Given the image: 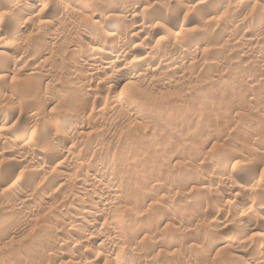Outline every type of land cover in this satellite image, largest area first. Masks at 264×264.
<instances>
[{"label": "rangeland", "instance_id": "1", "mask_svg": "<svg viewBox=\"0 0 264 264\" xmlns=\"http://www.w3.org/2000/svg\"><path fill=\"white\" fill-rule=\"evenodd\" d=\"M9 1L0 264H264V0Z\"/></svg>", "mask_w": 264, "mask_h": 264}, {"label": "bare ground", "instance_id": "2", "mask_svg": "<svg viewBox=\"0 0 264 264\" xmlns=\"http://www.w3.org/2000/svg\"><path fill=\"white\" fill-rule=\"evenodd\" d=\"M15 1V0H14ZM13 1V2H14ZM130 1H132V0H130ZM129 1V2H130ZM13 2H10L9 1V3H13ZM125 2V1H124ZM127 2H128V0H127ZM136 2V0L133 2V3H135ZM130 3H132V2H130ZM132 3V4H133ZM140 3V2H139ZM136 5L138 4V3H135ZM131 5V4H130ZM16 6V5H15ZM135 6V5H134ZM33 9V7L32 8H26L25 7V9H24V11L22 12V13H20L21 14V16L23 17V16H26L27 17V15H29L30 14V12H32L31 10ZM99 11V10H98ZM97 11V12H98ZM95 13V12H94ZM98 14V13H97ZM24 18V17H23ZM22 18V19H23ZM26 19V18H25ZM123 20V19H122ZM141 28H143V25L141 24V25H134L132 28H131V30L130 31H128L129 33H127L128 35H126L127 37H129V36H133V37H137V36H139L140 34H141V32H142V30H141ZM13 30V29H12ZM83 30V29H82ZM76 33H79V32H76ZM11 35V34H10ZM13 35V34H12ZM16 35V34H15ZM82 35H84V36H87L88 37V35H89V33L87 32V30H83L82 31ZM107 35V34H106ZM14 36V35H13ZM17 36H18V34H17ZM83 36V37H84ZM102 36H104V35H102ZM108 36V35H107ZM20 37V36H19ZM90 37V36H89ZM16 38V37H15ZM127 44L125 43V42H119L118 44H117V46H116V50H117V53L119 54V56H127L129 53L127 52ZM129 50V49H128ZM167 55V54H166ZM93 62L94 64H95V62H94V59H90L89 60V62ZM105 62V61H104ZM103 62V63H104ZM48 63V62H47ZM105 64H106V66H109V67H112L113 66V64H111L110 62H105ZM88 67H89V69L91 70V71H93L94 70V68L96 67V65H93V64H91V65H88ZM11 114V113H10ZM12 114H14V112L12 113ZM20 117V116H19ZM6 119V118H5ZM60 132L62 133H64V132H66L65 131V129H60L59 130V134H60ZM62 133V134H63ZM65 135L67 134V133H64ZM61 135V134H60ZM65 135H63L64 137H65ZM65 140H67V139H63V142H65V143H67V141H65ZM69 140V139H68ZM69 142V141H68ZM72 143V142H71ZM59 153V152H58ZM57 153V154H58ZM32 161H33V163H35V164H42V165H44V166H47V164H46V162H44V160H43V158L41 159L40 157H33L32 158ZM97 181V180H96ZM101 181V180H100ZM108 182H112V183H114V181L112 180V179H110ZM83 183V182H82ZM81 184V183H80ZM85 184V183H84ZM83 185V184H82ZM84 187V186H83ZM92 187V186H91ZM91 187H90V189H91ZM93 187H94V185H93ZM95 188V187H94ZM88 192V191H87ZM91 192H92V190H91ZM90 192V193H91ZM95 194V193H94ZM105 195H107V196H109V197H113V195H112V193H111V191H105ZM108 197V198H109ZM106 199V198H105ZM111 199V198H110ZM109 199V200H110ZM108 200V201H109ZM114 200H115V196H114ZM108 201H105V203L106 202H108ZM103 202V201H102ZM101 203V202H100ZM104 203V202H103ZM103 204V207H105L106 209H107V207L109 206V208H110V203H109V205L108 204ZM144 204V203H143ZM104 208V210H106ZM103 209V208H102ZM108 210H110V209H108ZM107 211V210H106ZM89 214V213H88ZM113 217H114V214H113ZM112 217V218H113ZM83 230V229H82ZM81 233V232H80ZM83 233H85V231H83ZM86 234V233H85ZM111 234V233H110ZM136 235V234H135ZM256 235V234H255ZM106 236V235H105ZM109 237V236H108ZM225 237V236H224ZM228 237V236H227ZM219 239V238H218ZM221 239V238H220ZM218 242V241H217ZM223 242V239L222 240H220L219 241V243H222ZM225 242V241H224ZM227 243V242H226ZM225 243V244H226ZM218 245V244H217ZM223 245V244H222ZM235 245V244H234Z\"/></svg>", "mask_w": 264, "mask_h": 264}]
</instances>
